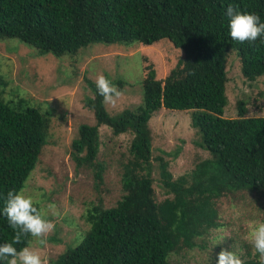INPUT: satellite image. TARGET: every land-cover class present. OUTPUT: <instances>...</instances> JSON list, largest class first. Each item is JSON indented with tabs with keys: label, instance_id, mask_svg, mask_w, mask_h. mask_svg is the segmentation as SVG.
Returning a JSON list of instances; mask_svg holds the SVG:
<instances>
[{
	"label": "trees",
	"instance_id": "1",
	"mask_svg": "<svg viewBox=\"0 0 264 264\" xmlns=\"http://www.w3.org/2000/svg\"><path fill=\"white\" fill-rule=\"evenodd\" d=\"M228 5L258 14L264 23V0H0V41L19 40L40 55L78 56L94 43L152 46L163 39L184 54L165 78L146 66L142 105L116 117L95 83L86 80L92 97L84 106L97 125L79 129L72 145L76 167L91 169L97 187L105 183L106 164L98 160L101 126L115 136L132 135L130 157L121 162V199L111 208L101 200L93 204L84 215L89 230L55 264H171L172 255L196 248L224 227L220 199L239 193L264 198V117H247L242 104L238 118L223 117L227 58L236 54L242 76L256 81L264 76V37L252 44L232 40ZM124 85L116 84L120 91ZM7 86L0 74V245L14 236L3 215L7 192L24 190L52 127L50 113L30 107L27 99L16 95L8 101ZM162 109L190 112L200 145L211 155L179 178L164 157L157 158V167L153 163L150 120ZM155 168L168 196L163 201L154 188ZM33 239L24 237L14 247ZM246 256L244 264H258V254Z\"/></svg>",
	"mask_w": 264,
	"mask_h": 264
},
{
	"label": "rangeland",
	"instance_id": "2",
	"mask_svg": "<svg viewBox=\"0 0 264 264\" xmlns=\"http://www.w3.org/2000/svg\"><path fill=\"white\" fill-rule=\"evenodd\" d=\"M183 55L168 39L152 46L94 43L78 56L63 57L40 55L34 47L16 39L0 41V74L8 82L6 99L19 95L29 101L30 107L49 112L52 118L50 138L24 188L37 206L47 211L46 218L55 223V230L46 237V246L36 245L35 238L32 242L40 248L46 264H55L68 247L80 242L90 228L84 215L93 204L101 200L106 208H111L123 195L121 162L130 157L131 134L115 136L110 127L99 128L98 160L106 164L107 170L105 183L98 187L93 171L78 169L72 159V145L79 140V129L97 125L93 111L84 106V101L92 97L86 80L95 83L102 73L114 85L119 81L125 83L116 106L105 104L109 115L116 117L142 105L146 66H152L158 78H165ZM226 73L228 105L223 117L238 118L240 104L247 117H264V76L256 81L245 79L236 54L227 58ZM150 128L154 167L158 166L157 158L164 157L175 178L211 158L210 152L200 145L202 138L192 126L190 112L162 109L153 114ZM154 188L159 201L168 197L156 168ZM48 204H53L54 209L48 210ZM263 206L264 198L250 193L220 199L217 208L224 227L211 231L202 242L198 241L196 248L172 255L170 263L217 262L221 249L248 259L246 253H253L248 242L250 222L264 220Z\"/></svg>",
	"mask_w": 264,
	"mask_h": 264
},
{
	"label": "clouds",
	"instance_id": "3",
	"mask_svg": "<svg viewBox=\"0 0 264 264\" xmlns=\"http://www.w3.org/2000/svg\"><path fill=\"white\" fill-rule=\"evenodd\" d=\"M228 18L229 34L232 40L239 43H254L264 37V23L260 22L258 14L241 10L238 6L228 5L225 11ZM97 92L103 97V102L116 106L122 92L105 75L98 74L95 80ZM48 204V210L54 209ZM3 215L6 216L14 236L11 242L0 245V261L4 264H46L39 247L29 242L19 250L15 244L22 243L24 237L35 238L36 245L46 246L48 234L55 230V223L47 219V211L37 206L36 201L23 189H10L7 192ZM253 254L259 255L258 264H264V220L250 222L248 238ZM217 264H244L236 252L221 249L217 254Z\"/></svg>",
	"mask_w": 264,
	"mask_h": 264
}]
</instances>
